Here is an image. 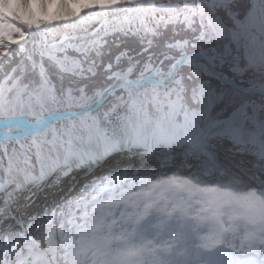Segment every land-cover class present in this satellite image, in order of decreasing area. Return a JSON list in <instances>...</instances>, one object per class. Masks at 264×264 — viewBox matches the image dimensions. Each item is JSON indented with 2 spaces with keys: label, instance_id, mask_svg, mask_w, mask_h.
<instances>
[{
  "label": "snow or ice",
  "instance_id": "6c2138e0",
  "mask_svg": "<svg viewBox=\"0 0 264 264\" xmlns=\"http://www.w3.org/2000/svg\"><path fill=\"white\" fill-rule=\"evenodd\" d=\"M22 2L33 19L0 14V264H264V0ZM117 36L159 59L113 73L125 91L104 111L46 123L105 97L61 100L52 77L95 76ZM120 156L142 168L13 211Z\"/></svg>",
  "mask_w": 264,
  "mask_h": 264
},
{
  "label": "rangeland",
  "instance_id": "374dc122",
  "mask_svg": "<svg viewBox=\"0 0 264 264\" xmlns=\"http://www.w3.org/2000/svg\"><path fill=\"white\" fill-rule=\"evenodd\" d=\"M6 2H11V3H14V5L20 10V12L22 13V14H25V13H30L31 12V10L33 9L32 7H27V8H22L21 7V5H20V3H19V1L18 0H0V4H4V3H6ZM34 2H35V0H34ZM115 41H117V38L116 37H114V38H112L111 39V42H115ZM136 41H138V40H136ZM136 44H137V46H139V47H141V48H139L138 50L140 51H147L149 48H148V46H146V44H144L142 41H138V42H136ZM144 44V45H143ZM143 46V47H142ZM156 51L158 52V50L156 49ZM264 55V52H262V53H260L259 54V58H260V60H261V62H262V56ZM13 63H15V62H13ZM115 71H116V69H115ZM115 71L113 70V72L112 73H110V74H108V78H111L112 76H113V73H115ZM101 73V72H100ZM119 73H120V71H119ZM66 74L64 73L63 75H62V77L63 76H65ZM59 77H61L60 75H59ZM99 77H100V74H99ZM65 79H67V80H73V78L71 77V76H65L64 77ZM83 80H84V84L82 85V88L84 89V90H86L87 92H89V89L92 87L91 85H92V81L94 80V78L93 79H89V80H86V79H84L83 78ZM88 86L87 88H85V86ZM71 89H74V87H72L71 86ZM80 93V92H79ZM77 95H79V94H77ZM59 107H63V105H62V103H61V105L59 106ZM105 178V177H104ZM101 179H103V178H101ZM100 179V180H101ZM98 182V181H97Z\"/></svg>",
  "mask_w": 264,
  "mask_h": 264
},
{
  "label": "bare ground",
  "instance_id": "6f19581e",
  "mask_svg": "<svg viewBox=\"0 0 264 264\" xmlns=\"http://www.w3.org/2000/svg\"><path fill=\"white\" fill-rule=\"evenodd\" d=\"M19 3H20V5H21L22 8H27V7H29V6H27L25 3H23L22 0H19ZM119 160H121V159L119 158ZM122 161H123V159H122ZM124 163H125V162H124ZM110 164H113V163H112V158H110Z\"/></svg>",
  "mask_w": 264,
  "mask_h": 264
}]
</instances>
